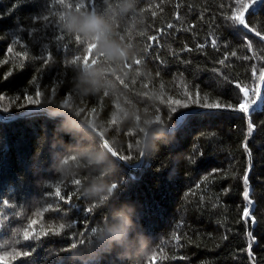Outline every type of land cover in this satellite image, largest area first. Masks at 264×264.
Here are the masks:
<instances>
[{"label": "trees", "instance_id": "16d2710c", "mask_svg": "<svg viewBox=\"0 0 264 264\" xmlns=\"http://www.w3.org/2000/svg\"><path fill=\"white\" fill-rule=\"evenodd\" d=\"M69 2L0 0V114L46 109L0 119V256L36 249L26 258L9 255L4 264H264V102L250 114L251 135L234 113L202 112L171 135L152 129L144 150L151 154L134 169L156 117L166 128L174 124L171 108L178 106L169 102L193 106L186 88L193 97L198 90L201 102H238L235 82H258L252 65L264 66V42L248 33L249 52L245 30L224 27L231 0H97L94 10ZM251 11L250 22L264 32V0ZM43 16L49 21L36 19ZM93 16L107 30L80 32ZM60 30L71 39L54 40ZM105 45L122 50L123 58H109ZM49 53L45 66L39 57ZM36 90L42 104L29 105L24 96L35 98ZM97 133L128 159L117 161ZM62 158L66 163L58 168ZM57 186L70 201L56 197ZM245 189L253 201L248 220L242 219L243 209H251ZM123 215L132 224L114 241L109 229L118 228ZM33 219L31 230L41 239L25 242L23 231ZM70 223L73 228L56 231ZM249 231L254 262L245 251ZM80 241L86 243L72 249ZM181 255L188 260L172 259Z\"/></svg>", "mask_w": 264, "mask_h": 264}, {"label": "snow or ice", "instance_id": "6c2138e0", "mask_svg": "<svg viewBox=\"0 0 264 264\" xmlns=\"http://www.w3.org/2000/svg\"><path fill=\"white\" fill-rule=\"evenodd\" d=\"M261 2V0H231V3L229 4L228 9L226 10V14L223 15L222 19L224 21V27L227 29H231L234 31H241V30H245L244 31V36H243V40L246 43L247 49L249 52H251L253 50V45L252 43L249 41V37H248V33H252L254 34L256 37H259V40L264 42V32L258 31L250 22L249 17L252 15V9L253 6L256 5L257 3ZM59 4L60 5H64L65 4V0H59ZM72 7H78L81 10H94L97 8L98 4H97V0H70L69 4ZM16 7V5H13V8ZM11 11V9L9 10ZM153 15H155V13H153ZM37 20H44V21H49V16H43V17H37ZM262 24H264V21L261 22ZM56 27L59 29L58 24L56 25ZM169 28L172 27V25H168ZM32 32H36L37 29L33 28L31 30ZM54 40L60 41V40H65V39H71L69 36L65 35L61 30H60V35H54L53 37ZM150 40L155 41L156 37H150ZM212 45L215 47L217 45V41L215 39L212 40ZM152 45L150 44L149 47H151ZM44 47L47 49L48 45L45 44ZM93 46H89V56L91 53V48ZM198 48H203L204 45H198ZM193 49L185 46V48L183 49V51H188L191 52ZM7 51L9 53L13 52V48L9 47L7 49ZM24 55H27L26 53ZM16 56H22V54L20 52H16ZM231 56L236 57L237 53L235 51L231 52ZM39 59H41L42 63L47 66L51 59V53H49L46 57L45 56H41L39 57ZM76 58L73 59V61H75ZM243 59L247 60L249 59L248 56L243 57ZM228 60V56H225L224 59L218 61L219 64L224 65L225 62ZM136 64H140L141 60H137L135 62ZM161 63H163V61H161ZM185 63L190 64L191 61H185ZM157 75H159V73H157ZM219 75H223V73H219ZM251 76L253 78L254 81H258L257 83L254 84V86H246L243 85L240 82H235V88L238 89V93H237V99L238 102L236 103H220V102H207L206 100L204 102H201L199 97H200V93L197 90L195 97H193L192 93L189 92L187 90V88L185 89V96H187L190 100L193 101V106L190 108L188 103H181L180 100H175V101H170L169 103H174L175 105H177L178 107H172L171 108V112L174 114L172 116V119L174 121V124L172 125L171 128H168L167 134L171 135V133L177 128L182 126L183 124L186 123V121H188L191 118H194L196 116H199L200 113L204 112V113H213V114H224V113H234V114H239L241 119H245L247 121V130H248V134L251 135L254 128L256 127V125L253 123V121L250 119V114L251 111H255V109L253 108L254 105H256L258 103V101L264 102V66L259 67V69H257V66L255 64L252 65V72H251ZM224 79L227 80L228 78L226 76H224ZM41 95L42 93L39 90H36L35 92V98H33L32 95H25L24 99L27 101V103L29 105H36L39 106L42 104L41 101ZM53 96H55V90H53ZM0 99H2V97H0ZM17 100L20 99V97L16 98ZM13 103H15V101H13ZM67 106V104H66ZM20 108H24L25 105L24 104H20L19 105ZM179 109H183V111L178 110ZM3 111L5 113H8L9 109L7 107H5L3 109ZM19 117H27L32 115V113L30 112H23V113H19L17 114ZM17 117H14L12 115H8L5 116L4 119L6 120H11V119H15ZM154 123L160 124L161 123V117L157 116ZM154 130H158L157 128ZM215 136V133H209L208 134V138L211 139L212 137ZM245 151H248V145L245 143L243 145ZM151 152L149 151H141L140 152V156L146 157L148 155H150ZM113 155L116 157L117 161L120 160H127L128 157L126 156H119L117 153H113ZM202 155V153H201ZM141 162H143L141 160ZM192 163H195V161H191ZM220 170L215 169L213 170V172H219ZM209 175H212L211 173ZM205 179L207 180L208 177H205ZM243 183L245 185L249 184V170H246L243 177H242ZM77 183H79V181H77ZM197 187H199V185H197ZM118 189V183H113L111 186V190L113 192H117ZM229 191V189H225L224 192L227 193ZM55 195L56 197H59L61 200H66V202L71 200V197H65L61 194V187L57 186L56 190H55ZM243 197L244 199L247 201V203L249 205H251L253 203V201L251 199H249V191L247 189L244 190L243 192ZM4 204H7L8 202L5 200L3 201ZM95 207H97L95 204H93L92 206L88 207L86 209V212L88 213H92L95 209ZM213 207H216V205H213ZM48 209H45V211H47ZM242 219L248 220V219H253L252 217H250V212H249V208L245 207L243 209V215H242ZM253 222H255L253 220ZM37 223V221L35 219L31 220V222L29 223L28 227L23 231V240L25 242L30 241V240H35V241H39L41 239V234L40 233H36L34 232L32 229V226L35 225ZM65 227L71 229L74 227V224L70 223L68 225H64V224H60L59 228L56 229L57 232H59L60 230L64 229ZM44 235H47V233H44ZM247 236L250 238V243L247 245V248L245 249V251H247L248 256L252 259V261H255V255L252 251V246L253 243H255V237L252 235V232H248ZM225 239H227V236L224 237ZM177 240L180 239L179 236L176 237ZM81 243H86V241H80L78 244L74 243L71 245L72 249L74 248H79L81 246ZM36 249L33 248H29V250H25V251H17L14 254H9V253H5L4 255L0 256V264H4L5 260L9 257V255L11 256L12 260H16L18 257H30L35 253ZM179 259V260H188L187 256L181 255L179 257H173L172 259ZM153 260H155V257L153 256ZM87 264H103V260H95V259H91L87 262Z\"/></svg>", "mask_w": 264, "mask_h": 264}, {"label": "clouds", "instance_id": "9594fccd", "mask_svg": "<svg viewBox=\"0 0 264 264\" xmlns=\"http://www.w3.org/2000/svg\"><path fill=\"white\" fill-rule=\"evenodd\" d=\"M74 22H72V24L69 25V27L73 26ZM107 28L105 26V23L103 20H101L100 18L98 17H90L89 19L85 20L83 22L82 25H80L79 27V31L80 32H83L85 34H88L89 32H96V33H100V32H103V31H106ZM105 55H107L109 58H112V57H121L123 58V51L118 49V48H109V46L105 45ZM62 107H66V104H63L61 105ZM52 115L53 116H56L57 113L55 111L52 112ZM154 150H157V146H154ZM66 163L65 159L62 158L61 161H60V164H58V168L60 167V165ZM121 224L118 228L116 229H109V233L111 235V238L115 241V240H119L122 236L125 235L126 233V227H130L131 224H132V220L130 217H128L127 215H123L121 217ZM95 231V229L93 230Z\"/></svg>", "mask_w": 264, "mask_h": 264}, {"label": "water", "instance_id": "95a60500", "mask_svg": "<svg viewBox=\"0 0 264 264\" xmlns=\"http://www.w3.org/2000/svg\"><path fill=\"white\" fill-rule=\"evenodd\" d=\"M254 7V6H253ZM252 34V33H251ZM254 35V34H253ZM258 39H259V37H257ZM261 101H258V103L256 104V105H254L253 106V108L255 109L256 107H260L261 106ZM37 110H46V109H44V108H29V109H26V110H24L23 112H32V111H37ZM23 112H20V113H23ZM252 112V111H251ZM12 116H14V117H19L18 115H12ZM4 117L5 116H2L1 114H0V119H2V120H6V119H4ZM11 120H13V119H11ZM172 126H170V127H164L163 125H159V124H153V125H151L149 128H148V130L145 132V135H144V141H143V148H142V151H144L145 150V145H146V139H147V136H148V133L152 130V129H154V128H161V129H164L165 131L168 129V128H171ZM98 135H99V137H100V139H102V141H103V143H104V146L106 147V149H107V151L109 152V153H111L112 155H113V153H114V151L112 150V148L104 141V138L99 134V133H97ZM141 160L143 161L144 160V157L142 158L141 156H140V159H139V161H138V163L136 164V166L134 167V169H136V168H138V167H140L141 165H142V163L143 162H141ZM121 162H123V160H120ZM124 163V162H123ZM251 191V189H249V192ZM252 208H253V204H251V209H250V214H251V210H252Z\"/></svg>", "mask_w": 264, "mask_h": 264}, {"label": "bare ground", "instance_id": "6f19581e", "mask_svg": "<svg viewBox=\"0 0 264 264\" xmlns=\"http://www.w3.org/2000/svg\"><path fill=\"white\" fill-rule=\"evenodd\" d=\"M16 119V118H15ZM71 166V165H70ZM77 177V176H76ZM71 185V184H70Z\"/></svg>", "mask_w": 264, "mask_h": 264}, {"label": "rangeland", "instance_id": "374dc122", "mask_svg": "<svg viewBox=\"0 0 264 264\" xmlns=\"http://www.w3.org/2000/svg\"><path fill=\"white\" fill-rule=\"evenodd\" d=\"M143 141H144V138H143ZM138 163V162H137Z\"/></svg>", "mask_w": 264, "mask_h": 264}]
</instances>
